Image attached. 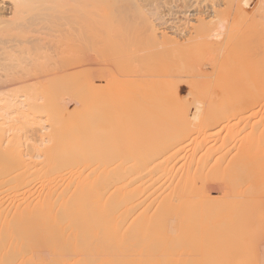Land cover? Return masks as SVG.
Segmentation results:
<instances>
[{"label": "bare ground", "instance_id": "bare-ground-1", "mask_svg": "<svg viewBox=\"0 0 264 264\" xmlns=\"http://www.w3.org/2000/svg\"><path fill=\"white\" fill-rule=\"evenodd\" d=\"M0 264H264V0H0Z\"/></svg>", "mask_w": 264, "mask_h": 264}, {"label": "rangeland", "instance_id": "rangeland-1", "mask_svg": "<svg viewBox=\"0 0 264 264\" xmlns=\"http://www.w3.org/2000/svg\"><path fill=\"white\" fill-rule=\"evenodd\" d=\"M202 82H203V81H202ZM202 82L199 81L198 84H201ZM186 89H187V90H186ZM186 89H185V91H184V92H185L184 94H185L186 96H189L190 91H188V90H190V89H189V88H186ZM187 94H188V95H187ZM189 99L192 100L191 95L189 96Z\"/></svg>", "mask_w": 264, "mask_h": 264}]
</instances>
